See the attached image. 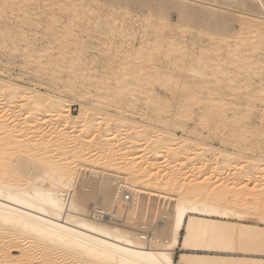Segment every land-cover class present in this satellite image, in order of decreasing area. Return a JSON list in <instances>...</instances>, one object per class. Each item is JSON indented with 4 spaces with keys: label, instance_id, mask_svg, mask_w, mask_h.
Wrapping results in <instances>:
<instances>
[{
    "label": "bare ground",
    "instance_id": "6f19581e",
    "mask_svg": "<svg viewBox=\"0 0 264 264\" xmlns=\"http://www.w3.org/2000/svg\"><path fill=\"white\" fill-rule=\"evenodd\" d=\"M118 1L134 3L132 0ZM139 1L152 4L162 18L169 10H174L178 26L181 27H196L207 21V6L201 0ZM255 1L264 12V0ZM195 4L196 8L193 7ZM155 67L152 64H143V68L155 71L152 82H160L162 77L168 78L166 86H163L167 89V95L163 97L168 96L169 100L174 101L170 104L167 99L163 102L158 98L159 101L154 105L155 110L152 109L156 124L145 125L144 129L137 121L121 117L118 110L119 113L110 116H105L107 113L102 111L96 117L89 116L83 122L89 109L87 104L77 103L80 109L77 115H73L71 106L76 105L74 100H66L56 105L52 102H57L56 96L26 87L17 90V85L0 79V264H175L174 252L180 246L185 253L176 264H264V228L260 225L264 224V209H255L252 205L255 202L250 203L252 197L247 201L248 204H244V196L251 193L246 192L242 197L241 194H235L239 189L236 181L231 183L229 191L212 198L207 185L203 181L199 182L201 178H196L198 175L203 177L204 173V169L199 167L204 164V158L199 155L208 151L203 149L219 152L205 138L208 127L222 122L233 124L243 118L242 115L241 119L235 116V120L233 112L229 114L233 119L225 115V108L232 104L230 99H225L236 96L233 94L235 92L222 93L221 89L215 92L211 88L199 91L187 88L183 90L181 84L166 88L173 81L172 72L171 75L167 74V69L166 74H156L158 69ZM195 70L199 77L204 74L200 67ZM186 73L189 74V71ZM193 75L191 77L195 78ZM150 76L147 73L142 78L151 80ZM195 79L199 78L196 76ZM204 80L206 79L201 82L204 83ZM145 91L147 92V88ZM256 98L264 99V94L260 93ZM179 99L184 102H178ZM247 100L246 103H249L251 99L248 102ZM174 102L177 103L173 105ZM180 123H183V127L178 135L173 129ZM47 128L53 129L57 134L66 135V138L64 136L63 140L48 141L45 136L50 133L43 134ZM152 130L156 131L154 133L157 139L151 140V156L160 161H157L158 164L155 161L150 162L156 164L160 170L158 175L153 173V177L147 178L148 186L155 187L153 184H157L161 177L159 182H163L159 186L169 193L164 192V208L160 210L159 206L152 209L153 214L150 212L151 216L146 220V223L152 225L155 222L153 220L158 219L161 224L157 221L158 226L150 230L151 228L140 223L136 231L130 228L133 225L126 223L142 221L150 215L147 200L148 195H153V190L150 188L152 191L149 189L146 192L134 185L135 182L129 183L128 179L136 175L135 167L140 164L137 162L133 168L126 166L125 163L132 159L125 156L130 160L126 161L125 157L123 158L126 162L121 160L122 144L119 146L117 142L123 143L118 138L126 136V140L129 139L130 142L127 143H133L132 147L136 146V143H142L139 141H147L143 138L149 135V131L153 134ZM189 134H197V138L191 139ZM26 139L28 144L24 146L21 143ZM92 145H97L98 151L93 150L86 154L85 151ZM132 147H123V152L127 153ZM197 147H202L204 152L194 154ZM30 149L33 152H28ZM48 149L53 152L50 154ZM141 152L147 155V152ZM226 152H223L225 154L220 163L226 166L224 177L230 178L234 159L238 154ZM114 157L115 161L116 157H120L119 163L113 162ZM138 157L137 160L141 155ZM97 161L99 164L96 166ZM121 161L125 165L122 168H126L125 173L121 174L123 176L107 175L110 173L108 168H118L116 166ZM255 161L259 164L263 162L261 158ZM216 164L215 162L214 165ZM251 165L250 168L247 166L248 168L243 169L248 177L254 174L256 176L255 172H258L255 171L258 166L254 167L253 164L251 168ZM79 170L81 173L86 172L85 175L88 173L89 177L82 174L80 176ZM191 177L194 179L191 180ZM261 177L264 180V173ZM199 184L203 185L204 191H200ZM216 184L221 187V180H216ZM87 187L89 192H85ZM140 193L145 197L142 198ZM92 198L95 202L90 204L89 199ZM258 199L264 205V192ZM104 216L109 221H104ZM251 217L256 218L255 223L249 222Z\"/></svg>",
    "mask_w": 264,
    "mask_h": 264
},
{
    "label": "rangeland",
    "instance_id": "374dc122",
    "mask_svg": "<svg viewBox=\"0 0 264 264\" xmlns=\"http://www.w3.org/2000/svg\"><path fill=\"white\" fill-rule=\"evenodd\" d=\"M132 1L134 3L127 4L118 0L110 2L109 0H0V22H2L0 25V79L17 85V90L26 87L56 96L57 102L52 100L56 105L66 100H74L76 105L71 106L73 115H77L80 109L77 103L87 104L89 109H87L83 122L89 116L95 115L96 117V114H101L102 111L107 113L105 116L120 112L121 117L137 121L140 126L143 125L141 126L143 129L146 128L145 125L155 126L156 124L154 123L155 113L152 109L155 110L154 105L159 101L158 98L163 102L167 99L170 104L174 101L169 100L168 96L163 97L167 95L165 91L167 89L163 86H166L165 82L168 78L162 77L160 82H152L155 79V71L143 68V64L155 65L158 69L156 74H163L167 69V74L172 72L170 75L173 81L170 82V87L166 88L177 87L176 84H181L180 86L184 87H181L183 90L187 88L199 91L211 88L215 92L220 89L223 90L222 93L235 92L233 94L236 96L225 97L226 101L229 99L230 102L232 101V104L226 102L229 108H225L227 109L225 115L229 119L235 116L240 119L243 116V118L240 121L237 118L238 122L233 124L222 122L208 127L205 138L207 142H210V146H215L219 152L215 153V150L209 151L208 148L197 147L194 151L196 155L203 150L208 152L199 155L204 158V164L199 166L204 169V173L203 177L198 175L196 178H201L199 182L203 181L207 185L208 193L212 198L229 191L231 183L236 181L239 186L235 185L239 189L235 194H241L242 197V194L251 193L248 195L249 198L247 195L244 196L243 201L246 200L244 201L246 203L241 202L248 204L247 201L251 200L250 203L255 202L252 204L255 209L263 210L264 205L258 202V198L264 192V180L261 179L264 173V99L256 98L260 93L264 94V12L260 5L255 0H201L207 6L205 9L208 11L207 21L199 23L196 27H181L178 26L174 10H169L168 14L162 18L152 4L141 3L139 0ZM196 4L193 5L194 8ZM219 17L222 18L219 19ZM127 61H132V63H127ZM167 66L169 68H166ZM199 67L204 70V74L200 75V77L203 76L202 78L195 70ZM187 71L189 74L186 73ZM147 73L151 74V80L142 78ZM191 75L199 79L196 80ZM179 78L185 83L183 81L181 83ZM202 79L207 81L204 80L203 83ZM247 99H251L249 103H246ZM181 101L184 102L181 99L178 102ZM176 103L174 102L173 105ZM231 113L234 117L229 115ZM139 116L142 118L140 119ZM180 124L173 129L175 134H181L180 129L183 123L181 126ZM47 129L43 131V134H51V136L45 134L48 141L66 138V135L57 134L53 129ZM154 131L152 130L153 134L149 131L148 138H143L147 141H139L142 143H136L133 147V143L129 145L130 142L129 139L126 140V136L118 138L119 140L121 138L120 141L123 143L117 142L118 145L122 144L120 153H124L120 156L132 159L130 162H126L130 160L126 157V161L124 158L121 159L126 162V166L133 168L137 162L140 164L135 167L137 171L136 175L133 174L135 177L131 176L128 179L129 183L135 182L134 185L146 192L151 188L148 186L147 178L153 177L160 170L156 166L157 161L160 160H154L156 157H152L150 152L153 143L151 140L157 139ZM196 135L189 134V137L195 139ZM21 144L24 146L28 144L27 139ZM92 146L88 148L89 151H85L86 154L93 150L98 151L97 145ZM144 146L149 148L146 149ZM123 147L132 148L126 153L123 152ZM141 150L145 151L144 154L147 152V155H143ZM30 151L31 149L28 150ZM48 151L50 154L53 152L50 149ZM223 152L238 154L234 159L233 174L230 178H225L223 175L226 169V166L220 163L225 154ZM137 157L141 161L137 160ZM260 158L263 160L262 164L255 161ZM116 159L119 163L120 157ZM112 160L116 162L115 157ZM124 161L116 166L118 168H108L110 173L108 174L109 171H107V175L122 177L121 174L126 170L122 168ZM150 161H155L156 164ZM215 162L218 165H214ZM98 164L97 161L96 166ZM251 164H254V167L258 166L255 167L256 170L254 169L258 172H255L256 176L254 174L248 177L243 169L247 166L250 168ZM152 166L154 167L151 168ZM147 167L149 170H145ZM138 169L141 171L138 172ZM78 172L80 176L86 174V172L81 173V170ZM141 173L144 175L142 176ZM85 176L89 177V174ZM145 176L146 179H144ZM159 179L161 180V177ZM192 179L194 177H191ZM216 180H221V187H217ZM159 181L157 184L152 183L155 185V187L152 185L153 191L150 189L153 195L151 191L149 192L151 196L148 195L147 204L150 215L142 221L126 223L129 226L133 225L130 227L132 230L137 231L140 223H143L146 228H151L150 230L158 226L157 221L161 224L158 219L153 220L155 221L154 226L146 223L151 213L153 214L152 209L155 210L159 206L160 210L164 208L163 195L169 193V191H163V188L159 186L163 181ZM139 184L142 185L139 186ZM78 185L80 186V182ZM202 186L199 184L200 191L205 190ZM88 190L89 187L85 189V192H89ZM140 195L142 198L145 197L142 193ZM89 202L93 204L95 201L92 198ZM106 217L104 216V221H109ZM249 222L255 223L256 218L251 217ZM260 225L264 228V224ZM174 253L176 264L185 252L180 246Z\"/></svg>",
    "mask_w": 264,
    "mask_h": 264
}]
</instances>
